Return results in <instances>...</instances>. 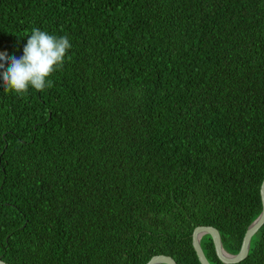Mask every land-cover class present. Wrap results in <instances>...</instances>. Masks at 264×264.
I'll use <instances>...</instances> for the list:
<instances>
[{
  "label": "trees",
  "instance_id": "1",
  "mask_svg": "<svg viewBox=\"0 0 264 264\" xmlns=\"http://www.w3.org/2000/svg\"><path fill=\"white\" fill-rule=\"evenodd\" d=\"M34 27L72 47L52 87L0 85V259L200 264L198 227L237 255L262 209L264 0H0V52ZM237 264H264V224Z\"/></svg>",
  "mask_w": 264,
  "mask_h": 264
},
{
  "label": "clouds",
  "instance_id": "2",
  "mask_svg": "<svg viewBox=\"0 0 264 264\" xmlns=\"http://www.w3.org/2000/svg\"><path fill=\"white\" fill-rule=\"evenodd\" d=\"M26 37L21 56L9 57L0 52V85L6 93L18 96H24L30 87L36 91L52 87L50 77L63 68L72 47L66 35L49 34L35 27Z\"/></svg>",
  "mask_w": 264,
  "mask_h": 264
},
{
  "label": "water",
  "instance_id": "3",
  "mask_svg": "<svg viewBox=\"0 0 264 264\" xmlns=\"http://www.w3.org/2000/svg\"><path fill=\"white\" fill-rule=\"evenodd\" d=\"M260 198H261V213L257 219L250 224L247 228L240 251L237 255H231L224 251L221 243L219 232L212 227H198L192 234V246L196 253V257L200 264H209L205 258L201 249L200 241L204 236H209L213 242L215 252L218 259L223 264H237L246 259L252 236L263 226L264 224V180L260 186ZM0 264H6L0 259ZM147 264H176L171 257L167 256H155L152 257Z\"/></svg>",
  "mask_w": 264,
  "mask_h": 264
}]
</instances>
